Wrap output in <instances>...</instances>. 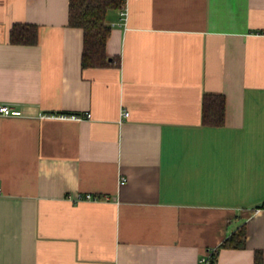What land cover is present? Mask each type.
Returning <instances> with one entry per match:
<instances>
[{
  "label": "crops",
  "instance_id": "0c3cea01",
  "mask_svg": "<svg viewBox=\"0 0 264 264\" xmlns=\"http://www.w3.org/2000/svg\"><path fill=\"white\" fill-rule=\"evenodd\" d=\"M126 4L125 26L107 14L119 65L83 68L69 0H0V104L23 112L0 116V264H199L243 224L217 264H264V0Z\"/></svg>",
  "mask_w": 264,
  "mask_h": 264
},
{
  "label": "trees",
  "instance_id": "16d2710c",
  "mask_svg": "<svg viewBox=\"0 0 264 264\" xmlns=\"http://www.w3.org/2000/svg\"><path fill=\"white\" fill-rule=\"evenodd\" d=\"M126 0H69V26L83 31V50L81 65L83 68H103L119 65L118 58L107 54V42L111 35V25L107 23V14L111 10H120ZM39 28L35 24L17 23L10 31V42L14 45L33 46L38 43ZM226 99L223 94L206 93L202 99V123L206 126H223L225 123ZM245 224L230 234L215 250L243 249L246 244ZM261 252L255 254V264H262Z\"/></svg>",
  "mask_w": 264,
  "mask_h": 264
},
{
  "label": "built area",
  "instance_id": "2783aa9c",
  "mask_svg": "<svg viewBox=\"0 0 264 264\" xmlns=\"http://www.w3.org/2000/svg\"><path fill=\"white\" fill-rule=\"evenodd\" d=\"M120 15V24L124 25L127 22V17H128V7L127 4L125 3V5L120 9L119 12ZM23 112L19 109H16L15 107H13L10 104H0V116H4V117H15V116H22ZM120 122H122L123 118H128L130 116V112L128 110H124L123 112H121L120 114ZM44 116V115H43ZM74 119L77 120H81L83 118H91V114L90 113H86L85 116H81V115H72L71 116ZM127 182V178L122 176L119 180V185H123ZM74 201H84V200H92V201H100V200H108V196H103V197H98V196H94L92 194H79L77 196H75ZM261 208L256 209V211H260ZM199 264H217V256L215 254V250H209L207 252L206 255H204L200 260H199Z\"/></svg>",
  "mask_w": 264,
  "mask_h": 264
}]
</instances>
